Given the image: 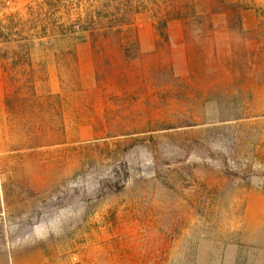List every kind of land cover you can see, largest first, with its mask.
Returning a JSON list of instances; mask_svg holds the SVG:
<instances>
[{"label":"rangeland","instance_id":"obj_1","mask_svg":"<svg viewBox=\"0 0 264 264\" xmlns=\"http://www.w3.org/2000/svg\"><path fill=\"white\" fill-rule=\"evenodd\" d=\"M0 264H264V0H0Z\"/></svg>","mask_w":264,"mask_h":264},{"label":"trees","instance_id":"obj_2","mask_svg":"<svg viewBox=\"0 0 264 264\" xmlns=\"http://www.w3.org/2000/svg\"><path fill=\"white\" fill-rule=\"evenodd\" d=\"M171 18V17H170ZM167 20L168 18H164V19H159L158 20V24L156 26V29L158 31V33L164 37H166V25H167ZM113 25L111 24L109 27H112Z\"/></svg>","mask_w":264,"mask_h":264}]
</instances>
